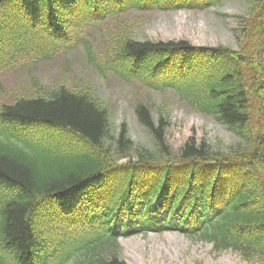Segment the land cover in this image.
Returning <instances> with one entry per match:
<instances>
[{"label": "trees", "instance_id": "obj_1", "mask_svg": "<svg viewBox=\"0 0 264 264\" xmlns=\"http://www.w3.org/2000/svg\"><path fill=\"white\" fill-rule=\"evenodd\" d=\"M226 1L0 0L1 68L18 52L49 58L68 45L72 28L114 18L106 56L86 45L100 75L173 89L237 139L226 148L192 136L173 154L167 120L138 104L155 147L137 146L126 124L114 136L86 79L80 89L60 85L0 102V264H126L120 237L151 232L264 264V0H244L237 49L140 41L136 23L121 20Z\"/></svg>", "mask_w": 264, "mask_h": 264}, {"label": "rangeland", "instance_id": "obj_2", "mask_svg": "<svg viewBox=\"0 0 264 264\" xmlns=\"http://www.w3.org/2000/svg\"><path fill=\"white\" fill-rule=\"evenodd\" d=\"M246 14L244 0H227L223 7L206 10L128 12L121 20L136 23L133 33L140 41L184 40L197 47L237 49L236 30ZM119 23L109 17L83 28H72L68 45L49 58L34 50L18 52L6 68L0 67V102L36 98L60 85L80 89L86 79L94 96L109 110L114 136L126 124L137 146L152 150L155 147L151 136L138 123L135 113L138 104L147 105L155 120L161 116L167 120L166 142L173 154L192 136L226 148L237 141L211 117L189 108L173 89L157 91L137 79L125 81L111 73L108 78L100 75L88 62L86 45L95 55L106 56L114 38L110 34ZM31 45L40 46L43 42ZM120 247L126 264H248L231 251L216 253L210 245L193 244L176 232L122 237Z\"/></svg>", "mask_w": 264, "mask_h": 264}]
</instances>
